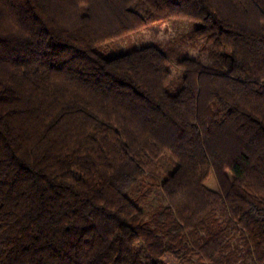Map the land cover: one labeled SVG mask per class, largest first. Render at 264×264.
Returning <instances> with one entry per match:
<instances>
[{
	"label": "trees",
	"instance_id": "trees-1",
	"mask_svg": "<svg viewBox=\"0 0 264 264\" xmlns=\"http://www.w3.org/2000/svg\"><path fill=\"white\" fill-rule=\"evenodd\" d=\"M0 264H264V0H0Z\"/></svg>",
	"mask_w": 264,
	"mask_h": 264
},
{
	"label": "rangeland",
	"instance_id": "rangeland-1",
	"mask_svg": "<svg viewBox=\"0 0 264 264\" xmlns=\"http://www.w3.org/2000/svg\"><path fill=\"white\" fill-rule=\"evenodd\" d=\"M196 22L180 18L169 17L162 22H158L140 29L125 33L119 38L110 40L100 47L105 55L125 51L145 43H156L162 38L172 36L178 32L185 31L193 27ZM212 176L206 180V184L214 188Z\"/></svg>",
	"mask_w": 264,
	"mask_h": 264
}]
</instances>
